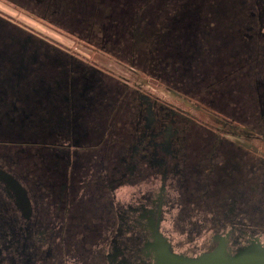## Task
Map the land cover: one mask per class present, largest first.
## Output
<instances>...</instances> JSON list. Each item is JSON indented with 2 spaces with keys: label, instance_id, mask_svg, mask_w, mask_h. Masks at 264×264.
<instances>
[{
  "label": "flooded vegetation",
  "instance_id": "obj_1",
  "mask_svg": "<svg viewBox=\"0 0 264 264\" xmlns=\"http://www.w3.org/2000/svg\"><path fill=\"white\" fill-rule=\"evenodd\" d=\"M236 2L242 13L233 19L236 27L234 35H229L234 41L230 48L222 40L228 36L227 32H211V25H208L209 31L203 30L205 38L201 41L196 36L198 24L195 23L200 20L197 17L196 22L188 24L194 30L192 36L184 35L185 29L181 27L179 31L178 25L164 45L161 40L157 42L163 46L156 58L157 65H147L142 57L135 60L141 67L130 64L148 73L150 78L155 76L151 79L169 88L176 99L204 103L217 101L213 99H264L259 92V86L264 87V0ZM14 37L11 32L0 34V264H46L45 247L38 251L42 255L36 256L37 247L46 243V239L36 242V236L39 239L43 235L35 231L39 226L53 232L51 237L57 242L51 264H66V258H71L74 264H143L145 260L137 263L130 259L127 247L120 245L124 243L121 239L124 233L135 230L141 232L137 238L143 243L135 251L138 256L154 258L155 254L164 253V243L156 235L157 224L126 223L131 220V213L137 211L135 208L118 212L123 223L115 226L113 190L124 180V172L121 178H115L113 168L107 175L101 169L108 160L103 159L109 149L106 141L109 137H104L103 133L108 130L109 135L110 128L115 126V120L108 122L111 119L108 113L119 114L120 110L127 109L133 92L115 84L103 70L76 59L75 68L66 67L67 61L61 60L54 83L47 79L52 78L47 77L51 72L49 63H46L44 80L35 79L33 76H37L35 72L40 68H29L28 63L30 59L35 63L37 57L34 52L30 53L26 42L20 49ZM30 38L28 34L27 43ZM98 38L103 46L110 45L104 35L98 34ZM4 49L7 50L5 55ZM62 54L70 57L64 51ZM15 58L25 65L22 71L21 66L12 65ZM242 62L248 63L246 68H242ZM232 66L237 69L234 85L240 94L235 91L233 95L221 81L222 77H227L226 72L231 71L227 68ZM42 82L48 83L39 94ZM263 106L264 103L262 115ZM101 123L104 127L99 133L97 127ZM99 142L103 143L101 155ZM165 152L167 155L168 151ZM171 157H177V153ZM30 165L34 167L29 169ZM14 183L24 190L23 195ZM32 196L43 202L42 207L44 205L40 211L44 209L45 218L37 225ZM98 205L106 210L105 215H98ZM143 210L140 208L141 218ZM50 218L59 223H52ZM153 243L157 244L154 245L156 250L151 246Z\"/></svg>",
  "mask_w": 264,
  "mask_h": 264
},
{
  "label": "rangeland",
  "instance_id": "obj_2",
  "mask_svg": "<svg viewBox=\"0 0 264 264\" xmlns=\"http://www.w3.org/2000/svg\"><path fill=\"white\" fill-rule=\"evenodd\" d=\"M236 1L234 4L237 3ZM26 3L18 4L11 0H0V19H2L0 34L7 33L9 35L11 32V35L15 36L14 38L19 42L20 49H22V43L26 42L29 45L30 53L34 52L37 61L39 60L37 65L32 64L29 68H36V66L40 68L39 72H35L37 76L35 75L33 78L38 77L44 80L46 54L68 62V57H64L62 54L64 51L77 61L81 60L103 70L115 80V84L122 85L129 92H133L127 109L120 110L119 114L118 112L108 113L111 117L108 122L112 123L115 120V126L110 128L109 135L106 133L108 130L103 133L104 137H109L108 140L106 139L109 149L106 150L108 152L105 153L103 159L108 160L103 162L102 167L104 168L101 169H103L104 175H107V172L111 173L113 168L115 178H121V173L124 172V180L122 179V182L116 184L113 190L115 226L123 223L117 216L118 212L127 210L129 207L135 208L137 211L131 213V220L128 219L126 223L157 224L156 231L158 233L156 235L159 240L163 241L165 251L163 255L155 254L154 258L152 255L150 257L147 255L149 258L138 256L135 251L143 244L137 238L141 232L128 231L121 237L124 243L120 245L127 247V255H130V259L132 258L137 263L145 260L146 264H264V218L261 222H257L259 218L256 216L253 218L255 222L252 220L248 222L243 220L244 217L238 215L235 218L239 219V222L230 224L223 217L221 219L205 215L201 212L203 207L190 206L189 198L186 199L187 195L181 193V190L177 188V183L182 174L186 172L187 165L184 164V161L171 157L176 153H179L178 156H185L186 150L182 146L184 143H180V141L186 136L184 132L190 130L188 127H191L194 128L195 134L202 130L212 129L219 137L228 138L236 144H241L244 149L260 156L259 158L264 163V145L258 138L259 134L245 125L228 122L227 118L205 103L185 97V99L173 98L170 89L154 82L148 73H144L120 57L113 56L107 50L101 49L98 46L100 42L98 34L100 33L94 28L92 32L87 29L75 30L78 31L77 33L69 32L67 29L74 30L73 26L66 28L62 26V23L58 24L57 14L46 13L43 15V12L33 3H29L28 6L25 5ZM16 27H18V31ZM28 34L32 38L27 43ZM20 49L19 53H21ZM74 62L76 63L75 60L67 63L66 67L75 68ZM57 73L51 68L47 77H52ZM47 79L50 83H54L57 78ZM47 83L42 82L41 88L45 87ZM121 90L119 88V91ZM38 91L39 94L44 92L42 89ZM156 100L160 103H155ZM120 113L122 114L120 115ZM103 127L104 123L97 127L99 133H102ZM206 140V137L197 133L194 142L203 147L208 144ZM106 141H103L104 145H106ZM103 143L99 142V155L102 153ZM189 143H193V141ZM165 150L168 151V156ZM197 154L202 157L201 152ZM227 157L226 154H220L216 159L226 160ZM205 162L203 163L205 164ZM194 163L197 164L198 169L204 167L200 165V162L195 161ZM32 167L34 166L30 165L29 169ZM26 170H28L27 166ZM244 170L247 173L250 168ZM233 177L237 179L238 173H234ZM203 178L204 171L200 178L192 176L187 180V183L193 188L194 181ZM56 189L58 190V186ZM35 190L37 192V188ZM224 194L226 195L221 190L220 195ZM200 195L202 193L191 200L196 204L203 203L204 197L199 198ZM32 197L34 198L32 204L35 224L37 225L45 218L44 209L40 211L44 205L42 207L43 202L36 196ZM158 201L159 203H157ZM48 207L46 205V208ZM240 207L244 209L246 205H240ZM51 208L53 210V207ZM97 208H99L98 215L106 214V210H101L100 205ZM140 208H144L143 212L145 211L142 218L139 215ZM47 219L48 216H46V222ZM50 219H53L52 223H59L57 219ZM35 231L43 232L39 239L35 235L36 242L46 239L45 245L41 244L39 249L37 247L36 256H41L42 254L39 255L38 251L45 247L46 264H51L54 261H51L53 259L51 254L53 250L57 252L56 248H53L57 242L51 237L54 233L50 232L52 233L50 234L48 230L40 228V226ZM126 238L127 240L124 241ZM154 245L157 246L154 243L151 246L156 250L157 247ZM148 248H150L149 245ZM168 251L170 258H167ZM66 260L68 262L66 264H74L71 262V258H66Z\"/></svg>",
  "mask_w": 264,
  "mask_h": 264
},
{
  "label": "trees",
  "instance_id": "obj_3",
  "mask_svg": "<svg viewBox=\"0 0 264 264\" xmlns=\"http://www.w3.org/2000/svg\"><path fill=\"white\" fill-rule=\"evenodd\" d=\"M11 1L18 4L20 2H27L26 6L30 5L29 3H33L36 8H39L43 12V15L46 13L57 14L59 19L58 24L62 23V26L66 28H68L67 26H73L74 30L67 29L69 32L72 31V33L85 29L92 32L94 28L102 36L104 35V38L107 40L105 42L110 43L109 46L106 44L103 46L99 42L101 48L106 49L113 56L120 57L128 63L136 64L139 67H141V64L135 62V60L140 57L146 60L147 65H157L156 58L163 47L159 46L157 42L161 40L162 45H164L165 41H167V36L176 32L178 25L179 31L181 27L185 29L184 35L192 36L194 30L188 24L193 20L196 22L197 17L200 20H198V23H195L198 24L196 36L201 41L205 38L203 30L208 29L209 31L208 25H211V32H227L228 36L221 39L230 48L233 46L234 41H232L229 35H234L236 27L233 19L236 20L235 16L242 13L241 8L238 7L239 9H237V6L234 4L235 0ZM208 2H210V5H208ZM224 8L226 9L225 12ZM224 16H226V20H224ZM73 20L74 22H72ZM173 26L175 27L174 29L172 28ZM9 40L11 38L7 39V41ZM6 51L4 49V55L7 53ZM70 57H68L67 63L75 60L73 57ZM53 58L47 54L46 63H49L51 68L57 71L61 60ZM4 62L10 63L7 60H4ZM13 64L14 66H21L20 71L25 66L21 65V60L19 59L18 62L17 58L14 59ZM32 64L37 65L38 62L35 61L34 63L30 59L28 63L29 67ZM247 64L242 62V68H246ZM242 68L240 69L243 70ZM227 69L231 71H227V77H222L221 81H224L227 89L234 95V92L237 91L234 85V76L237 75V69L233 66ZM16 70L18 71V69ZM25 72L27 73L26 67ZM56 75L54 74L52 77L57 78ZM154 77L153 75L151 76V78ZM232 84L233 86L231 87ZM246 89L250 92L249 87H246ZM237 92L239 93V91ZM259 92H262L264 96L263 86H259ZM227 94L230 95V92H227ZM213 100L217 101H209L205 104L222 114V116L227 118L228 122L245 125L255 130L259 134L258 138L264 145V114H261V106L264 103V99ZM188 128L190 130L184 132L186 136L180 141V143H186V147L184 146L186 150L185 156H178V153L176 159L184 161V164L187 165V170L182 174L177 183V188L181 190V193L187 195L186 199L189 198V205L203 207L201 212L205 215L216 216L218 218L223 217L230 224L239 222V219L235 218L238 215L244 217L243 220L248 222L251 220L255 222L253 218L257 216L259 218L257 222H261L264 218V163L259 158L260 156L252 154V152L244 149L242 146H238L228 138L219 137L212 129L196 132V134L198 133L207 139L208 144L202 147V145L194 142L196 140V134L193 132L194 128ZM192 141L193 143H189ZM198 152L199 154L201 152L202 157H199ZM220 154L228 155V159L223 160L222 158L223 161L221 158L219 160L216 159ZM214 159L216 160L214 161ZM195 161L200 162V165L204 167H199L200 169H198L197 164L194 163ZM204 161H206L205 164L203 163ZM188 166L191 168L190 171ZM246 168H250L247 173L244 172ZM203 171L204 178L197 179L196 182L194 181L195 186L193 188L190 187L187 180L192 176L193 178H200ZM234 173H238L237 179L233 177ZM243 187L244 189H241ZM190 190L192 191L190 192ZM221 190L226 195L221 196ZM201 193L203 196L200 195L199 198L204 197L203 203L196 204L192 200L196 195ZM240 205H246V208L243 209Z\"/></svg>",
  "mask_w": 264,
  "mask_h": 264
},
{
  "label": "water",
  "instance_id": "obj_4",
  "mask_svg": "<svg viewBox=\"0 0 264 264\" xmlns=\"http://www.w3.org/2000/svg\"><path fill=\"white\" fill-rule=\"evenodd\" d=\"M14 187H15L16 189H18L20 192H22V195H23L24 190L20 187L19 184L14 183ZM24 202H25V201H24Z\"/></svg>",
  "mask_w": 264,
  "mask_h": 264
},
{
  "label": "bare ground",
  "instance_id": "obj_5",
  "mask_svg": "<svg viewBox=\"0 0 264 264\" xmlns=\"http://www.w3.org/2000/svg\"><path fill=\"white\" fill-rule=\"evenodd\" d=\"M163 255V253L161 252L159 255ZM170 257V254H167V258H169ZM189 263V262H188ZM193 263V262H192Z\"/></svg>",
  "mask_w": 264,
  "mask_h": 264
}]
</instances>
